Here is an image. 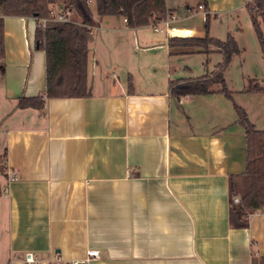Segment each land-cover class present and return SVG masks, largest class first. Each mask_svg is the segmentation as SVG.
Returning <instances> with one entry per match:
<instances>
[{
    "label": "crops",
    "instance_id": "0c3cea01",
    "mask_svg": "<svg viewBox=\"0 0 264 264\" xmlns=\"http://www.w3.org/2000/svg\"><path fill=\"white\" fill-rule=\"evenodd\" d=\"M245 3L165 0L167 16L179 14L170 32L202 37L206 22L219 39L215 22H232ZM149 27L93 15L90 94L20 108L19 97L45 92V52L34 47L36 18L3 16L0 158L16 179L0 174V264H24L28 251L34 264H68L88 249L99 255L87 264H264V206L246 227L229 220V178L246 170L236 107L264 130V78L233 84L227 66L229 95L175 97L169 82L189 78L177 75L182 57L220 53L169 44L173 34Z\"/></svg>",
    "mask_w": 264,
    "mask_h": 264
},
{
    "label": "trees",
    "instance_id": "16d2710c",
    "mask_svg": "<svg viewBox=\"0 0 264 264\" xmlns=\"http://www.w3.org/2000/svg\"><path fill=\"white\" fill-rule=\"evenodd\" d=\"M66 7L72 9L80 20L72 22L47 21L39 24V18L50 15L49 4L54 0H0V59L3 57V16H30L36 18L34 35L35 49L45 52V92L43 95L19 97L17 107L42 109L47 98L83 97L90 91L87 85V37L93 23V13L88 0H64ZM205 1V0H204ZM99 16L121 14L131 26L149 23L151 14L158 19L165 18V0H94ZM251 24L264 56V0L245 3ZM207 14L205 20L207 21ZM169 44L212 47L221 53L222 59L215 66L214 73L198 77L178 78L169 82V93L175 97L187 94H201L214 91L211 87L219 84L217 91L229 95L223 71L233 54L239 51L232 35L225 40L211 37L205 23L204 35L170 37ZM130 84V83H129ZM238 121L243 125L246 135V170L243 174L244 191L237 203H233V191H238L234 176H230L231 191L229 220L235 227L248 225L247 215L264 206V130L256 129L248 120L246 113L236 107ZM5 159V152L3 154ZM4 162L0 163V174L5 175ZM236 184V189L232 186ZM264 262V257L261 258Z\"/></svg>",
    "mask_w": 264,
    "mask_h": 264
},
{
    "label": "rangeland",
    "instance_id": "374dc122",
    "mask_svg": "<svg viewBox=\"0 0 264 264\" xmlns=\"http://www.w3.org/2000/svg\"><path fill=\"white\" fill-rule=\"evenodd\" d=\"M88 3L90 5L93 15L97 17L98 14L96 13V3H94V0H88ZM66 5L67 3L64 0H54V2L49 4L50 13L51 14L56 13L58 11L63 10L64 8H68L66 7ZM71 18L77 21L80 20L73 11ZM193 19L197 26L203 25L204 23L201 15L195 16V18ZM215 26H217L220 30L218 34L219 39L225 40L228 35H232L239 48V51L233 54L232 57L233 61L230 62V65L228 64V68L227 69L225 68L226 71L224 72V74H226L227 77L231 79V82L233 84L239 82L241 76L246 74H250L252 76L254 74L259 78V80H261L262 77L264 78V56L260 49V45L256 38V34L251 24L248 12L243 10L242 13H240V15L238 14L237 17H235L232 22H229L227 20L224 22L217 20L215 22ZM149 28H150L149 29L150 32H153L152 28L151 27ZM161 28L162 30L158 33L156 32L155 34L163 35V32H165L166 29V25H162ZM228 31H230V33H228ZM175 45L179 46V44H175ZM194 47H198V46H190L189 48L191 49ZM221 59H222L221 53L217 55L216 60H214L212 56L206 58L203 54H196V53L189 54L186 57H182L181 60L182 67L178 71V73L180 74L177 75H184L185 77H197L205 73L212 74L216 70L215 68L216 63L220 62ZM0 63L2 62L0 61ZM255 85L258 87L262 86L261 84H255ZM211 87L218 88L220 87V85L216 84ZM2 162H4V160L0 158V163ZM244 185H245L244 179L237 182V187L239 188L240 191L238 195L239 199L244 191Z\"/></svg>",
    "mask_w": 264,
    "mask_h": 264
},
{
    "label": "built area",
    "instance_id": "2783aa9c",
    "mask_svg": "<svg viewBox=\"0 0 264 264\" xmlns=\"http://www.w3.org/2000/svg\"><path fill=\"white\" fill-rule=\"evenodd\" d=\"M252 1V0H246V2ZM199 7H202L199 5ZM72 10L69 8H64L61 11H58L56 13H50L48 17L39 18V24L44 25L47 21H58V22H72L73 19L71 18ZM175 15L171 14L169 16H165V18L158 19L156 14H151L149 19V24L155 31H161V25H166V32L170 34H174L170 32V29L173 27L171 23L175 20ZM126 21V18H124ZM7 175V182H11L16 179V174L10 170L6 171ZM239 198L237 196L234 197V201H238ZM99 255V252L97 249H88L86 251V254L84 258L81 260H72L68 264H87L92 258ZM24 264H34L36 263V258L33 252L28 251L24 253Z\"/></svg>",
    "mask_w": 264,
    "mask_h": 264
},
{
    "label": "water",
    "instance_id": "95a60500",
    "mask_svg": "<svg viewBox=\"0 0 264 264\" xmlns=\"http://www.w3.org/2000/svg\"><path fill=\"white\" fill-rule=\"evenodd\" d=\"M183 37V35H180V34H173V37Z\"/></svg>",
    "mask_w": 264,
    "mask_h": 264
}]
</instances>
